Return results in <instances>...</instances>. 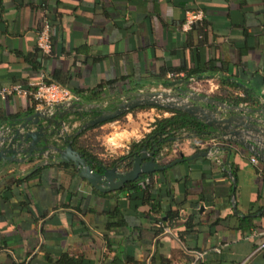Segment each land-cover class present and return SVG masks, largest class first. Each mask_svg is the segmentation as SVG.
<instances>
[{"label":"crops","instance_id":"0c3cea01","mask_svg":"<svg viewBox=\"0 0 264 264\" xmlns=\"http://www.w3.org/2000/svg\"><path fill=\"white\" fill-rule=\"evenodd\" d=\"M190 11L203 15L194 27L186 24ZM45 18L52 28L50 54L37 46ZM192 49L218 68L190 87L218 100L254 88L263 106L241 105L264 120L257 111L264 108V0H0V88L13 83L28 87L60 71L62 84L82 91L79 101L107 106L131 90L159 88L165 83L161 74L170 67L192 66ZM220 75L238 88H221ZM92 90L104 99L91 101ZM34 105L31 97L0 96V129L13 123L2 116L19 113L24 118L42 108ZM137 111L154 113L148 127L134 120L99 127L106 135L101 157L127 153L133 141L151 131L156 117L170 115L156 107ZM84 116L88 120L92 112ZM132 117L133 112L126 114ZM82 123L75 118L65 134L76 133ZM212 140L184 137L166 148L164 164L184 160L154 174V191L165 219L167 211L176 210L180 218L158 235L143 213L147 205L137 213L122 193L108 200L58 162L19 184L15 179L35 168L38 159L0 164V264H49L48 257L66 250L93 264H264V176L257 172L264 163L229 141H220L231 147L220 153V160L215 153L188 159L211 149ZM121 202L126 224L108 229L105 210ZM244 215L253 216L256 226L247 233L237 228ZM189 216L194 226L187 228Z\"/></svg>","mask_w":264,"mask_h":264},{"label":"water","instance_id":"95a60500","mask_svg":"<svg viewBox=\"0 0 264 264\" xmlns=\"http://www.w3.org/2000/svg\"><path fill=\"white\" fill-rule=\"evenodd\" d=\"M178 85L183 86L175 89ZM119 97L120 101H111L112 105L115 104V109L107 110L103 103L71 101L53 106L56 113L48 106L35 109L34 113L24 118H17L8 127L0 129V164L5 166L7 163L25 162L34 158L38 159L34 169L49 162L71 163L78 176L94 188L102 192L118 191L139 175L164 170L184 158H177L162 165L153 152L143 147L135 153L130 170L119 172L116 166L108 168L101 165V170L98 171L93 168L90 158L75 149L71 141L65 143L69 138V135L65 134L66 127L75 118H81L83 123L75 133L79 135L98 123L115 119L130 109L145 105L184 111L204 122L209 127L208 132L212 139L242 145L264 163V120L249 114L254 113L253 108L230 105L206 94H200L183 79L165 82L155 89L131 90ZM95 110L98 114L85 120L84 112L94 113ZM257 111L264 113V108ZM67 114L73 115L70 120L65 119ZM209 155H212L211 149L196 152L188 159Z\"/></svg>","mask_w":264,"mask_h":264},{"label":"trees","instance_id":"16d2710c","mask_svg":"<svg viewBox=\"0 0 264 264\" xmlns=\"http://www.w3.org/2000/svg\"><path fill=\"white\" fill-rule=\"evenodd\" d=\"M202 24L203 27L206 26L204 24V21ZM38 51L43 53V51L39 48V46H38ZM191 57H192L193 65L190 66L189 68L170 67L168 72L167 71L163 72L161 74V78L164 80V82H169L174 79H183L185 82L190 84L193 81L205 78L209 75L212 76V74L217 73L218 67L212 61L209 62L210 65L205 61L203 62L201 60V55L198 49H192ZM168 73H176V74L182 73L183 76L169 77V75L167 76ZM61 75L62 74L60 71H55L53 74L47 77V81L49 82L55 81L61 84L62 86L67 87L66 85L62 84ZM220 76H221L220 77L221 88L222 86H235L238 88V86H236V84L233 81H230V79L226 75H220ZM70 90L77 96L83 97L82 91L72 90V89ZM242 90L244 92L242 96L228 95L227 98L226 96L225 97L217 96L216 98L228 101L230 105H241L243 103H246L248 106H263V104L258 99L259 94L254 88L245 87L242 88ZM89 92L90 95L88 98L91 101L92 100L101 101L104 99L103 96L98 95L96 90H92ZM36 106L37 103L35 102L34 107ZM144 108H151V106L145 105L130 109L125 114L115 119L98 123L82 131L79 135H75V132L70 133L69 138L66 139L67 141L65 143L71 141L75 149L80 150L87 157H89L90 160L92 161V166L95 170L98 171L101 170V165H104L105 167L108 168L116 166L119 172H126L130 170L133 166L135 153L139 152L143 147H147L149 151L154 153L159 164L165 165L164 162H162L166 154V153L164 154V152L165 151L167 152L166 148H169L170 150V148L175 142L181 140L184 137H198L204 140H207L212 137V135L208 132L209 127L204 122L192 117L188 113L176 109L156 107L157 109L163 112H169L170 115L169 116L162 115L160 117H156L152 123L151 131L146 133L142 139L138 141L136 140L133 141L130 144V149L127 153L112 158L101 157L100 154L105 151L104 150L105 148L101 147L100 150H97L94 147V145H92V142L90 143L88 141L89 139L87 138V133L91 130L99 128L100 126H102L107 122L120 120L126 114ZM2 117L5 121L11 122L19 118L20 114L17 113L12 116L4 115ZM230 150L231 147L229 145H223L220 148L219 155L222 151L228 152ZM34 161H36L35 158L30 160L31 163H35ZM60 165L65 169V171L69 172L70 175H72V177L77 175V170L71 163H60ZM41 170H42V166L38 167L37 169L30 168L29 171L26 172V174H24L23 177L20 176L17 179H15V183L19 184L22 181H28L32 177L40 175ZM166 170H164V172ZM257 172H261V174L264 176V167L261 170L258 168ZM156 173L157 172L149 173V174H141L137 179L128 181L123 186V188L112 193L102 192L98 189H95V192L97 194L107 197L108 200L115 197L116 196L115 193H122L127 196L130 203V208L137 213H142V211H139V208L147 205L148 208L145 209L143 213L145 214V216H148L149 220L155 225L156 234L157 235L162 234L165 232V229L168 228V226L173 225V223L180 218V211L179 210L167 211L166 212L167 218L165 219V212L162 209L161 201L158 197L157 192L154 191L153 176ZM141 181H147L145 186L141 185ZM9 189L10 187L6 186V192L9 191ZM124 203L125 202H121V204H119L114 210H111L109 206L105 210V214L108 217V222H107L108 229L121 227L126 224L125 213L123 211V207L125 206ZM185 224L187 228L193 227L194 226L193 217L189 216ZM255 227L256 226L254 223L253 216L244 215L238 217L237 228L240 229L243 233L250 232ZM48 261L49 264H93V261L86 258L85 256L77 255L68 250L61 252L59 257L57 258L48 257ZM115 262L117 264H120L117 260H115Z\"/></svg>","mask_w":264,"mask_h":264},{"label":"built area","instance_id":"2783aa9c","mask_svg":"<svg viewBox=\"0 0 264 264\" xmlns=\"http://www.w3.org/2000/svg\"><path fill=\"white\" fill-rule=\"evenodd\" d=\"M201 12H188L186 24L192 27L197 20L202 19ZM38 46L45 54L52 53L53 40H52V28L51 24L47 18L43 21V26L38 33ZM183 76L182 73H170L169 77ZM176 80V79H174ZM0 96L3 99H8L10 97H31L39 107L51 108L57 104L69 103L71 101H79L80 98L75 95L69 88L62 86L61 84L52 81H47V78H41L30 86L26 87L18 83H13L11 85L2 86L0 88ZM213 146L211 147L212 154L215 153L217 160L219 158L220 148L222 143L219 140H212ZM253 162L257 163V159H253ZM147 181H141V185L145 186ZM167 228L165 229V231ZM198 258H202V253L197 254Z\"/></svg>","mask_w":264,"mask_h":264},{"label":"rangeland","instance_id":"374dc122","mask_svg":"<svg viewBox=\"0 0 264 264\" xmlns=\"http://www.w3.org/2000/svg\"><path fill=\"white\" fill-rule=\"evenodd\" d=\"M160 114L162 113L160 112ZM152 117H154V113L149 115V114H141L138 111H134L133 117L130 120H128L125 115L120 119V124L123 125L128 121L134 120L135 123L137 122L140 123V127H148L147 124L151 123L150 118ZM105 136L106 135L104 133V130L100 128H96L87 133V138L89 139L88 141L90 143L92 142V145H94V147L97 150H100L101 147H104L103 142L105 141L106 138Z\"/></svg>","mask_w":264,"mask_h":264},{"label":"flooded vegetation","instance_id":"af4514ba","mask_svg":"<svg viewBox=\"0 0 264 264\" xmlns=\"http://www.w3.org/2000/svg\"><path fill=\"white\" fill-rule=\"evenodd\" d=\"M115 108H116L115 104H114V105H112V104H107V106L105 105V109H107V110L115 109ZM97 114H98V111L92 113V117H94V116L97 115Z\"/></svg>","mask_w":264,"mask_h":264}]
</instances>
